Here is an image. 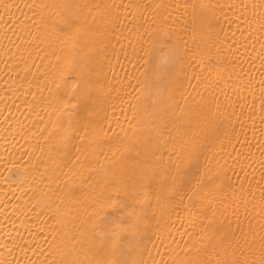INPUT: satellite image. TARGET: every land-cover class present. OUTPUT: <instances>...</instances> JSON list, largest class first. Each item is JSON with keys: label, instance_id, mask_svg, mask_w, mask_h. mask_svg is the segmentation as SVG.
Instances as JSON below:
<instances>
[{"label": "bare ground", "instance_id": "1", "mask_svg": "<svg viewBox=\"0 0 264 264\" xmlns=\"http://www.w3.org/2000/svg\"><path fill=\"white\" fill-rule=\"evenodd\" d=\"M0 264H264V0H0Z\"/></svg>", "mask_w": 264, "mask_h": 264}]
</instances>
